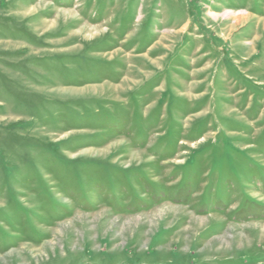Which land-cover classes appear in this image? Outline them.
<instances>
[{"label": "rangeland", "instance_id": "374dc122", "mask_svg": "<svg viewBox=\"0 0 264 264\" xmlns=\"http://www.w3.org/2000/svg\"><path fill=\"white\" fill-rule=\"evenodd\" d=\"M0 264H264V0H0Z\"/></svg>", "mask_w": 264, "mask_h": 264}]
</instances>
